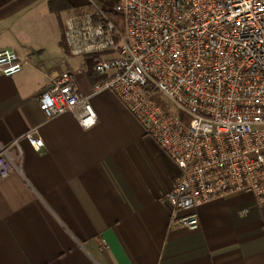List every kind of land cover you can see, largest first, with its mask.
<instances>
[{"label": "crops", "instance_id": "crops-1", "mask_svg": "<svg viewBox=\"0 0 264 264\" xmlns=\"http://www.w3.org/2000/svg\"><path fill=\"white\" fill-rule=\"evenodd\" d=\"M88 8L0 0V51L23 64L15 76L0 73V145L30 131L44 144L37 152L22 140L19 171L0 181V264H264V204L251 194L200 206L198 230L171 226L160 199L178 166L112 92L92 94L106 78L95 62L110 56H73L65 46V21ZM66 71L90 96L91 129L74 113L50 119L40 109L38 95Z\"/></svg>", "mask_w": 264, "mask_h": 264}, {"label": "built area", "instance_id": "built-area-1", "mask_svg": "<svg viewBox=\"0 0 264 264\" xmlns=\"http://www.w3.org/2000/svg\"><path fill=\"white\" fill-rule=\"evenodd\" d=\"M99 3L65 21L64 43L73 56H110L95 62L106 78L92 94L112 92L178 166L160 199L171 226L198 230L200 206L237 194L264 204V0ZM22 70L14 51H0L2 75ZM37 100L47 118L98 122L74 72H55ZM22 140L44 145L32 131L0 145V181L19 171Z\"/></svg>", "mask_w": 264, "mask_h": 264}, {"label": "rangeland", "instance_id": "rangeland-1", "mask_svg": "<svg viewBox=\"0 0 264 264\" xmlns=\"http://www.w3.org/2000/svg\"><path fill=\"white\" fill-rule=\"evenodd\" d=\"M89 1V0H88ZM96 2H103L105 6H109V8H111L112 5V0H95ZM101 4V3H99Z\"/></svg>", "mask_w": 264, "mask_h": 264}, {"label": "trees", "instance_id": "trees-1", "mask_svg": "<svg viewBox=\"0 0 264 264\" xmlns=\"http://www.w3.org/2000/svg\"><path fill=\"white\" fill-rule=\"evenodd\" d=\"M62 2H63V0H61ZM51 3H52V1H51ZM65 9H68V7L66 6L65 8H63L62 10H65Z\"/></svg>", "mask_w": 264, "mask_h": 264}]
</instances>
